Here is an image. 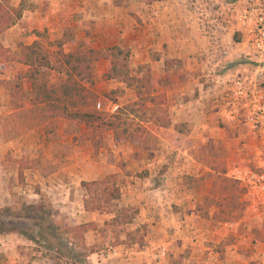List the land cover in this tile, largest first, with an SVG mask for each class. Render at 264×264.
I'll return each instance as SVG.
<instances>
[{"label": "crops", "instance_id": "1", "mask_svg": "<svg viewBox=\"0 0 264 264\" xmlns=\"http://www.w3.org/2000/svg\"><path fill=\"white\" fill-rule=\"evenodd\" d=\"M245 2L9 0L12 6L21 7L16 23L0 34L1 44L11 52L18 44L28 45L34 40L51 45L50 42L63 35L67 37L62 45L65 52L87 48L101 52L112 47L123 49L127 52L129 73L140 76L147 70L156 77L158 89L165 93L171 123L187 126L188 143L174 147L164 142L152 150L151 157H145L128 143V151L123 152L120 144L112 141L111 133H107L110 136L105 142L110 151V163H106L103 150H98L97 155L101 156L98 158L89 144L81 145V151L74 150L73 161H64L70 158L75 147L71 146V136L66 138L62 131L56 130L59 139L48 145L47 154L54 168L51 167L45 176L31 167L22 169L23 182L38 183L39 190L46 193L51 204L69 214L72 225L90 224L82 235L85 243L89 237H93L91 243L103 241V225L111 222L117 212L86 211L83 201L75 204L76 209L72 199L68 202L71 207L66 203L70 189L81 181L103 179L110 168V173H122L118 175L122 182L115 204L135 210L132 219L124 225L125 236L136 229L144 232L141 241L115 245L117 255L109 260L100 259L98 264H264V217L252 211L248 196L242 195L239 199L245 202V208L229 218L213 203L204 201L211 187V177L203 179L204 185L187 183L188 178L212 172L197 156L208 139L225 137L223 128L215 124L216 120L231 128L241 123L227 121L224 108L231 81L253 75L239 60L248 52L245 46L247 30L238 28L234 21V11ZM95 68L97 76L103 77L105 61H96ZM11 78L0 69V81ZM102 83L113 88L123 86L104 77ZM219 103H223L224 110H216L221 106ZM9 111L8 96L0 83V113ZM39 131L33 129L12 141L0 142V153L17 152L15 160L25 157L24 149L42 147L37 139ZM67 142L68 146L58 145ZM254 146V135L249 130L246 138H237L236 157L244 158L233 167L250 163ZM135 152L141 153L137 160L130 155ZM117 162H121L124 172L131 175H124L119 167H114ZM232 168L226 170L227 177ZM140 172L141 176H134ZM0 178V181L4 178L1 166ZM24 191L27 190L21 192ZM31 194L34 199L36 194ZM88 232L92 235L87 237ZM4 237L7 239L8 235ZM3 238L0 236V252L8 257L6 249L10 246ZM119 239H124L122 234ZM160 247L165 249L163 255L158 254ZM91 254L90 257H94ZM4 262L8 264L9 260Z\"/></svg>", "mask_w": 264, "mask_h": 264}, {"label": "trees", "instance_id": "2", "mask_svg": "<svg viewBox=\"0 0 264 264\" xmlns=\"http://www.w3.org/2000/svg\"><path fill=\"white\" fill-rule=\"evenodd\" d=\"M235 1L223 0V3L232 4ZM20 14V6L14 7L9 0H0V34L13 26ZM66 39V35H63L59 40L50 42L53 45L50 52L38 40L28 45L18 44L17 58L12 57L10 50L0 42V69H9L15 62L20 65L11 79L2 82L10 107V111L0 119V134L5 142L23 136L39 126L47 128L53 134L57 121L64 120L75 127L81 141L89 142L94 154L99 149H107L106 133H111L114 143H128L141 152L152 151L159 138L167 140L174 147L188 143L185 124H172L168 117L165 93L158 89L157 78L147 70L140 76L130 74L126 63L117 60V55H123L126 60L127 52L116 47L103 52L91 48L65 52L62 45ZM234 40L237 41V37ZM100 59L105 61L104 79L123 86L102 94L90 89L95 63ZM22 80H26L29 85V97L26 99L20 84ZM123 88L131 90L133 98L116 105L115 100L119 97L117 93L120 92L122 96ZM108 157L107 162L110 163V153ZM14 163L17 178L22 182V169L28 165L22 158L14 160ZM220 166L221 163L212 164L209 167L212 172L205 174L213 178L204 201L213 203L219 211L228 213L238 207V200L235 199L238 194L243 193V189L225 175L224 164L223 167ZM119 185L113 173L98 181H81L79 186L86 192L97 186L94 197L83 200L84 210L117 212L111 222L119 219L122 214L115 208V201L120 197ZM28 208L37 210L40 205ZM5 211L6 208L0 210V233L15 232L18 229L14 228V223L3 221ZM132 212L135 213V210ZM3 226L8 229H3ZM89 226L90 224L66 225L64 231L82 236ZM56 229L53 228L54 231ZM143 232V229L129 231L126 237L137 236V241H141Z\"/></svg>", "mask_w": 264, "mask_h": 264}, {"label": "rangeland", "instance_id": "3", "mask_svg": "<svg viewBox=\"0 0 264 264\" xmlns=\"http://www.w3.org/2000/svg\"><path fill=\"white\" fill-rule=\"evenodd\" d=\"M45 47L47 52H50L53 49V46L48 44H46ZM17 53L18 49L16 48L14 52H11L12 57L17 58ZM117 60L121 63H126L127 65V60H125L123 55H117ZM239 60H241L244 66L248 67V70L251 71L250 73L254 72L256 69H259L264 74V59H256V57H251L250 53L247 52V55H243L239 58ZM19 68L20 65L16 64L15 62L9 69H5L4 71H6L8 75L10 74V76L13 77L15 71ZM144 72L145 71H142V73ZM102 81L103 77L97 76V69L95 68L93 83L90 85V89L93 91H98L99 94L114 89V86L112 87V85H103ZM2 82L3 80L0 81L1 85ZM20 84L23 95L26 99L29 97L28 82L26 80H22ZM262 88L264 92V77ZM117 94L119 95V97L115 100L116 105L122 102L130 101L133 98L132 93H129V91L126 89H123L122 96L120 92H118ZM219 104H221V106H218L216 110H224L225 108L223 106V103ZM111 106L110 107L114 109V106ZM222 106L224 109L222 108ZM242 106L240 107L241 110L244 109V107ZM5 115L6 113H0V119ZM221 122L219 119H217L215 124L223 128V136L225 137L215 140L208 139L205 142V146H203L199 151L197 157L202 160V163L205 165V167L209 168L210 166H212V164L221 163L220 167H223L224 164V168L225 170H227L228 168L230 169L234 165L239 163L240 159L244 158L243 156L239 158L236 157L237 138L242 136L243 138H246L248 129L243 123H239V125L231 128L228 127V125H226L225 123ZM74 128L75 127L72 124L65 122L64 120H59L56 123V130L62 131L63 135L66 136V138H70L71 136V146L72 148L75 147L71 150L72 152L70 154V158L64 159V161H67L68 163L74 160V150L81 151V145L89 144L88 141H81L79 139V132ZM185 129L187 130L186 125ZM34 130H36V132L37 130H40L39 133H37V139L43 145L39 149H36L34 147L24 149L22 153H26V156H22L21 158L28 165L27 167L36 169L39 171V174L45 176L46 173L51 169V167L54 168V165L49 164V159L47 156L49 150L48 145H53L57 141V139H59V137L56 130L55 133L51 134L50 132H48L47 128L42 126H39ZM109 136L110 135H108L107 133L105 134L106 139L107 137L109 138ZM0 140V142L5 143V141L1 137V134ZM164 142L168 141L159 138L155 147L157 148V145L163 144ZM118 144H120V146L123 148V152L128 151L127 146L129 145H126L127 143L122 142ZM58 145L68 146L69 142L65 143L64 145L62 143H59ZM53 148L54 147L52 146V150ZM42 149H44V153ZM99 150H103V154L107 163V160L109 158L108 154L110 153L109 148L107 147V149L102 148ZM97 152L95 154L98 158H100L101 156L97 155ZM138 152L131 153V158L137 160L139 159V154L141 153H144L145 157L152 156V151L141 153ZM17 155V152L13 154L7 152L5 155L0 153V166L4 169V178L2 181H0V210L6 208V211L2 215L3 221L5 220L11 224L14 223V228L18 229L21 232L19 233V231L16 230L15 232L0 233V236L2 238L5 236V234L8 235L7 239H5V237L3 239L5 242L7 241L10 246L9 249H6L8 257H4V253L0 252V264H5V260H9L8 264H10V261L11 264H18V260L20 261V264H98V261L100 259L96 257H90V254L91 252H97L98 250H100L102 245L107 243L118 245L120 242L133 240L137 241V236L131 238L125 236L126 226H124L132 219L134 214L132 210L134 209L131 207H118L117 205L115 208L119 212V214L122 215H120L119 219L114 222H105V225H103L104 229L102 231V234L104 235L103 241L99 243H96L94 241L93 243H91L93 237H89L87 239L89 240L88 243H85L83 236H79L78 234L70 231L65 232L64 226H74L71 224L69 214H66L67 212L60 211L54 204H51L50 198L46 195V193L39 190L40 186L38 183L29 184L23 181L20 182L18 180L15 170L16 166L14 163L15 157ZM60 157H63V154H61ZM114 167H119L124 175H131L129 172H124L123 164L121 162H117ZM111 170L112 168H110V171L107 174H111ZM120 174L122 175V173H115V180L121 184L122 179H118V175ZM141 175L142 172L135 173L134 176ZM206 176L207 175L204 174L199 178H188L187 183L192 186H198L199 184L204 185L203 179ZM22 189L27 191H24L22 193ZM96 189L97 186H93L90 191L86 192L79 185L74 186L69 191L66 203L68 204V202L72 199V201L74 202L73 206L77 209V207H75V204L77 203V205H79L80 201H83L85 198L91 200L94 197V191ZM31 193L36 194V197L34 199L31 197ZM242 194L243 193L238 194L235 200L239 201ZM238 201V207L236 209H232L226 214V216H228L229 218L235 217V214L245 208V202L240 201L239 203ZM38 204L40 205V208L37 210H30L28 208L30 206H36ZM68 205L72 207L71 204ZM231 212L234 214H229ZM31 216H33L32 220L30 219ZM40 217H43V219H40ZM54 227L57 228L56 231L53 230ZM89 228L90 226L88 227V229ZM3 229L8 228L7 226H3ZM120 234H122L124 239H119ZM88 235L90 236L92 235V233L88 232L87 237ZM29 238H31V240H29Z\"/></svg>", "mask_w": 264, "mask_h": 264}, {"label": "built area", "instance_id": "4", "mask_svg": "<svg viewBox=\"0 0 264 264\" xmlns=\"http://www.w3.org/2000/svg\"><path fill=\"white\" fill-rule=\"evenodd\" d=\"M152 14L155 15L156 12L152 11ZM234 21L238 28L247 30L245 46L251 57L264 59V0H246L244 5L234 11ZM222 54L225 52L222 51ZM263 77V72L256 69L252 78L233 79L224 111L227 121L243 123L254 135L255 153L252 161L233 167L229 178L242 187V195L248 196L252 211L261 217H264V93L261 88ZM241 106L244 107L243 110ZM164 252V247L158 248L159 255ZM117 253V247L107 243L91 255L109 260Z\"/></svg>", "mask_w": 264, "mask_h": 264}]
</instances>
